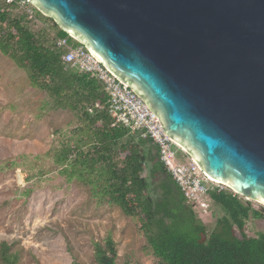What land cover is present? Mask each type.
I'll list each match as a JSON object with an SVG mask.
<instances>
[{"label":"water","instance_id":"1","mask_svg":"<svg viewBox=\"0 0 264 264\" xmlns=\"http://www.w3.org/2000/svg\"><path fill=\"white\" fill-rule=\"evenodd\" d=\"M214 180L264 206V0H29Z\"/></svg>","mask_w":264,"mask_h":264},{"label":"trees","instance_id":"2","mask_svg":"<svg viewBox=\"0 0 264 264\" xmlns=\"http://www.w3.org/2000/svg\"><path fill=\"white\" fill-rule=\"evenodd\" d=\"M67 35L32 4L0 0V53L24 70L30 85L47 94L54 107L74 112L83 123L73 131V145L63 142L53 151L60 174L89 186L98 204L136 217L159 264H264V232L254 237L243 232L250 215L264 219V207L254 209L226 186L210 191L208 199L225 214L208 233L160 162L156 145L114 121L101 81L62 60L65 49L56 41ZM147 175L157 181L158 192L151 193ZM94 254L97 264H116L111 236L104 245L94 242ZM18 260L11 245L1 241L0 264Z\"/></svg>","mask_w":264,"mask_h":264},{"label":"rangeland","instance_id":"3","mask_svg":"<svg viewBox=\"0 0 264 264\" xmlns=\"http://www.w3.org/2000/svg\"><path fill=\"white\" fill-rule=\"evenodd\" d=\"M80 122L74 112L54 107L24 70L0 53V242L18 253V264H97L94 242L104 245L109 235L116 264H159L136 217L98 204L89 186L60 174L53 151L63 142L73 145ZM148 181L151 193L158 192L157 181ZM241 199L254 209L264 207ZM203 201L191 209L209 233L225 211ZM243 232L249 237L264 232V219L250 215Z\"/></svg>","mask_w":264,"mask_h":264},{"label":"built area","instance_id":"4","mask_svg":"<svg viewBox=\"0 0 264 264\" xmlns=\"http://www.w3.org/2000/svg\"><path fill=\"white\" fill-rule=\"evenodd\" d=\"M5 2H17L20 6L31 4L29 0ZM56 45L65 49L62 55L65 63L80 72L90 73L103 83L108 96L107 110L114 121L129 133L150 139L156 145L160 162L179 186L188 203L205 205L203 199H208L210 191H220L225 186L207 175L194 157L165 133L160 120L144 100L98 60L86 46L71 34L57 39ZM179 155L185 162H181Z\"/></svg>","mask_w":264,"mask_h":264}]
</instances>
